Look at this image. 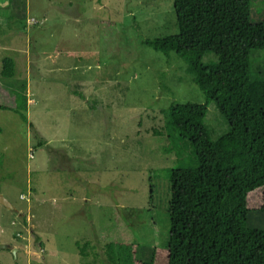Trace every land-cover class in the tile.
Wrapping results in <instances>:
<instances>
[{
	"label": "rangeland",
	"instance_id": "1",
	"mask_svg": "<svg viewBox=\"0 0 264 264\" xmlns=\"http://www.w3.org/2000/svg\"><path fill=\"white\" fill-rule=\"evenodd\" d=\"M29 2L26 52L23 37L19 52L0 34V57L20 56L0 75V194L12 204L0 202V264H113L107 241L140 242L142 258L152 245L163 264L177 145L158 110L204 101L183 59L144 42L176 31L173 0ZM255 6L264 17V0L258 17ZM204 121L214 136L227 128L212 103ZM246 197L248 222L264 227L262 186ZM84 238L95 255L79 254Z\"/></svg>",
	"mask_w": 264,
	"mask_h": 264
},
{
	"label": "trees",
	"instance_id": "2",
	"mask_svg": "<svg viewBox=\"0 0 264 264\" xmlns=\"http://www.w3.org/2000/svg\"><path fill=\"white\" fill-rule=\"evenodd\" d=\"M254 1L173 0L176 31L144 39L183 59L204 95L202 102L172 101L158 110L177 145L168 169L163 264H264V227L248 222L246 197L262 186L264 211V17L257 6L259 16L251 14ZM0 72L15 73L11 57L2 58ZM209 103L227 124L217 136L204 121ZM75 244L83 257L96 254L90 239ZM117 247L128 251L132 264L155 262L152 245L142 258L140 242L107 241L113 264L121 260Z\"/></svg>",
	"mask_w": 264,
	"mask_h": 264
},
{
	"label": "crops",
	"instance_id": "3",
	"mask_svg": "<svg viewBox=\"0 0 264 264\" xmlns=\"http://www.w3.org/2000/svg\"><path fill=\"white\" fill-rule=\"evenodd\" d=\"M23 3L21 7L19 4ZM31 3L29 0H0V27L3 26L4 30H1V35H3V40L6 44V49H13L14 51L20 50V40L24 38V51L30 46L32 29H31ZM25 21L23 23L22 21ZM33 30H36L33 27ZM31 29V30H30ZM24 33V35H22ZM20 43V45H18ZM32 43V42H31ZM20 50L19 52H21ZM56 52V51H55ZM57 55H59L57 53ZM5 57V56H4ZM11 57V56H9ZM20 56L11 57L14 61L15 73L17 71L18 61ZM2 58L0 57V70L2 66ZM29 62H31L30 56H28ZM14 73V74H15ZM26 73V71H25ZM0 75L1 72H0ZM3 76V75H2ZM27 89L25 86L24 90Z\"/></svg>",
	"mask_w": 264,
	"mask_h": 264
},
{
	"label": "water",
	"instance_id": "4",
	"mask_svg": "<svg viewBox=\"0 0 264 264\" xmlns=\"http://www.w3.org/2000/svg\"><path fill=\"white\" fill-rule=\"evenodd\" d=\"M0 202L6 204L9 207H12V204L2 194H0Z\"/></svg>",
	"mask_w": 264,
	"mask_h": 264
},
{
	"label": "built area",
	"instance_id": "5",
	"mask_svg": "<svg viewBox=\"0 0 264 264\" xmlns=\"http://www.w3.org/2000/svg\"><path fill=\"white\" fill-rule=\"evenodd\" d=\"M36 20L34 18H31V22H35Z\"/></svg>",
	"mask_w": 264,
	"mask_h": 264
}]
</instances>
